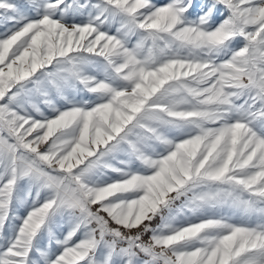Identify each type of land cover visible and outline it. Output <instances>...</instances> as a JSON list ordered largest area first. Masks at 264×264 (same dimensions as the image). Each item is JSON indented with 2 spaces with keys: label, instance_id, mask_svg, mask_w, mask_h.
Returning a JSON list of instances; mask_svg holds the SVG:
<instances>
[{
  "label": "snow or ice",
  "instance_id": "1",
  "mask_svg": "<svg viewBox=\"0 0 264 264\" xmlns=\"http://www.w3.org/2000/svg\"><path fill=\"white\" fill-rule=\"evenodd\" d=\"M0 26V264H264V0Z\"/></svg>",
  "mask_w": 264,
  "mask_h": 264
},
{
  "label": "rangeland",
  "instance_id": "2",
  "mask_svg": "<svg viewBox=\"0 0 264 264\" xmlns=\"http://www.w3.org/2000/svg\"><path fill=\"white\" fill-rule=\"evenodd\" d=\"M17 2H19V3H23V2H24V0H17ZM0 31H3V28H2V26H0Z\"/></svg>",
  "mask_w": 264,
  "mask_h": 264
}]
</instances>
